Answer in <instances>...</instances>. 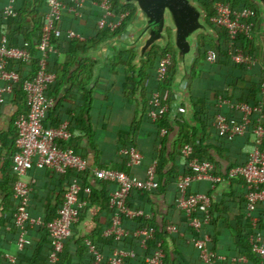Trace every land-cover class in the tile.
Segmentation results:
<instances>
[{
  "label": "crops",
  "instance_id": "crops-1",
  "mask_svg": "<svg viewBox=\"0 0 264 264\" xmlns=\"http://www.w3.org/2000/svg\"><path fill=\"white\" fill-rule=\"evenodd\" d=\"M7 2L8 0H0V15L3 14ZM37 2L38 0L34 4L32 0L33 8ZM45 9L46 3L42 5L40 16H29L23 25V31L21 23L17 28H11V39L15 46H24L27 34L33 36L34 27L41 26L46 17ZM84 9L87 19L67 20L65 32L59 37L60 52L63 54L58 66L63 71V75L60 82L55 84L51 91L54 105L49 109L50 113L47 114L45 118L47 121L45 120L44 124L46 127H58L63 116L69 117L72 140L68 143L77 149L88 166V171L84 173H88V183L93 188L92 196L95 195L98 198L97 193L105 189V193H101L98 198L104 208L100 207L97 201H93L92 206L85 211V215L73 230V242L69 247V257L65 263L79 264V240L91 236L95 230L104 227L108 221L105 205L110 195L115 191V185L96 179L89 171L94 168L112 169L125 173L130 172L140 179H145L146 171L144 168H130L125 162L126 159L121 156L122 149L132 142L137 144L138 149L144 155L146 165L155 161L158 162L157 156L159 155L161 158L162 155L158 151L161 150L163 153V157L160 159L161 163L174 159L176 163L174 165L175 172L179 174L178 177L168 180L165 192L141 194L133 199V204L142 207L150 214L153 213L160 224L166 226L169 224L176 225V223L187 220L177 205L175 206V199L178 194L177 182L183 176L187 164L181 156V146L177 143L180 132L185 128V137L189 140L194 138V129H197L195 143L209 153L206 156L214 158L215 169L213 174L222 179L216 186H212L208 181L197 182L192 186L194 191L210 194L212 197L213 219L209 228L214 233L212 237L215 249L223 258L245 257L246 261L240 264H257L254 259L249 258L246 244L253 232L245 208L246 185L240 178L223 179V175L233 164L248 160L253 147V136L248 134L246 137L237 138L235 141L237 145L227 150L210 118L212 111L221 110L229 119H240L242 113L234 105L247 103L258 106L262 103L264 99L261 90V85L264 82V36H259L256 32L253 47L257 62L252 70H248L250 71L248 73L243 72L233 63H229L225 68H220L211 67L204 61L199 67L198 75L195 76L198 55L184 87L190 90L192 94L196 124L199 127L189 123L184 113L179 115L174 124L168 120L169 127H161L159 124H153L155 122L149 119L148 104L143 98L146 89L155 90L150 69L145 70L146 78L144 81L141 78L144 66L138 78L135 74L136 81L142 82L136 92V84L127 78L129 68L126 64L122 62L118 64L117 62L116 66L109 68V62L120 53L110 59L107 66L101 70L96 81H94L96 61L90 80L88 72L81 69L87 60H93L92 58H84V54L93 48V37L98 34L97 17L100 10L93 1L89 2ZM216 31L219 35L218 41L211 37L207 38L220 43L221 36L218 30ZM246 41L248 42V40ZM30 46L33 47V45ZM228 48H230L229 40ZM32 71V67H28L24 70V75L31 74ZM175 75L176 70L174 77ZM173 81L171 84H167L168 86L162 87L166 96L173 93ZM0 86H2L1 81ZM234 87L242 90L234 92ZM242 94L248 99L247 102L238 100L242 98ZM55 108H57V112L54 110ZM29 112L30 105L24 94L11 93L5 95L3 110L0 112V158L3 159L0 165V253L3 264H6L3 256L7 253L16 256L23 253L28 260L37 256L39 258L45 257L49 245L47 233L37 228L32 230L29 245L25 247L24 251H20L18 248L19 234L14 226L16 202L13 199V191L20 177L9 161L17 151L16 122L22 115ZM145 113L150 121L147 120ZM207 114H209L210 123L205 118ZM259 118L260 116L256 115L255 121ZM138 122H140L139 125H137ZM89 127L93 131V145L87 134ZM163 131H166V134ZM76 174L72 170L64 177L54 171L34 169L28 175L21 177L20 179L25 182L30 179L37 181L36 192L29 206L30 214L32 216L42 215L46 219L56 217L68 190V180L73 177L76 178ZM179 249L180 251L171 249L169 264H202L200 262L201 253L196 247L186 244L181 245ZM65 254L66 251L61 258L63 264H65Z\"/></svg>",
  "mask_w": 264,
  "mask_h": 264
},
{
  "label": "built area",
  "instance_id": "built-area-1",
  "mask_svg": "<svg viewBox=\"0 0 264 264\" xmlns=\"http://www.w3.org/2000/svg\"><path fill=\"white\" fill-rule=\"evenodd\" d=\"M22 0H8L0 17L2 30L0 34V112L3 110L5 95L14 93L17 86L21 87L28 95L30 112L22 115L16 122L17 127V151L11 158V163L17 175L21 178L28 175L34 169L50 170L60 176L67 175L74 170L77 174L88 171V166L83 157L74 146H67L72 140L70 131L71 122L65 119L58 127H46L44 124L49 109L54 105L50 97V90L55 86L58 76L50 69L52 55L56 52L52 46L53 35L56 33V24L60 22L64 13L82 18L84 7L89 0H47V13L41 29V38L38 52L36 53L37 71L31 78L22 79L19 72L11 69V65L27 63L32 60V55L25 48L9 47L6 37L5 22L18 13V5ZM114 0H104L101 8L102 14L98 21L101 31L112 33L127 26L133 18L131 11H125L116 15L113 11ZM212 3L213 14L208 16V23L213 27L222 28L227 32L230 41V56L234 63L252 70L256 64V58L250 56L243 48L237 46L241 35L246 40L253 42L257 29V21L254 20V13L250 9H236L230 3L223 0H206ZM134 17V16H133ZM126 26V27H127ZM209 62H216V54L210 52ZM174 58L172 55L163 57L156 71V82L158 88L155 90L146 89L143 98L146 99L149 112L148 116L153 122L169 117L172 111L171 99L163 92V86L167 85ZM264 95V82L261 85ZM241 111L240 119H229L225 114L218 113L215 119V128L221 136L225 137L229 145L239 137L253 136V147L249 153L248 163L245 166L233 168L229 172V178L241 177L244 179L247 188L246 211L254 233L250 239L253 251L260 256L264 264V228L263 220L257 214L259 207L264 208V99L258 106L247 103L234 105ZM233 106V107H234ZM260 118L255 121V116ZM166 134V131H163ZM65 143L66 146L62 144ZM182 157L188 163L191 173L183 175L177 183L178 194L176 205L189 221V225L197 233L204 232L212 220L213 202L205 193H190V188L196 182L208 181L214 186L221 182L216 177L214 166L210 162L202 161L194 157V147L186 145L182 149ZM121 156L126 159L128 165L133 168L143 167L145 157L134 146L124 147ZM3 159L0 158V165ZM158 162H153L146 171L145 179L129 175L125 172L94 168L90 170L96 179L117 185L118 189L112 194L111 207L107 227L103 231L104 238L114 239L116 246L112 247V253L108 259L109 264H125L137 257L135 250L124 249L118 246L126 238H137L141 248L147 249L150 241H158L147 264H164L166 252L164 242L157 240L154 228H145L138 231H130L124 227V219L146 218L151 219L152 215L143 209H133L129 206L128 199L132 191L152 192L159 188L157 181ZM16 182L13 199L16 202L14 226L17 230L18 248L24 251L30 243V236L33 229L45 227L49 233L50 247L46 264H60L66 246L72 237L73 230L85 215L90 207L88 199L92 198V189L81 185L77 178L68 180V190L64 202L60 205L56 217L46 220L42 215L32 216L29 206L33 195L36 192L37 181L30 179ZM84 192L87 200L80 198ZM169 235H185L175 224H169L166 228ZM193 245L199 249L201 260L204 264H216V262H227L226 258L219 256L212 249L213 237L210 233H204L202 237L192 240ZM90 253L95 257V264H104L105 256L91 242H88ZM6 264H18L16 255L7 253L3 256ZM246 258L239 260L232 259V262H245Z\"/></svg>",
  "mask_w": 264,
  "mask_h": 264
},
{
  "label": "trees",
  "instance_id": "trees-1",
  "mask_svg": "<svg viewBox=\"0 0 264 264\" xmlns=\"http://www.w3.org/2000/svg\"><path fill=\"white\" fill-rule=\"evenodd\" d=\"M46 1L47 0H38V2L36 3L37 5L33 8L32 0H22L19 3V5H18V13H17V15L15 17L9 18L5 22V27H6V32H7L6 37L8 39L9 47H14V48H22L23 47V48H27V50L32 55V60L30 62L22 63V64H14L13 63L11 65L12 66L11 69H14L17 72H19V74L21 75L23 80L33 77L35 75L36 71H37L36 53L38 52V48H39V43H40V38H41V29H42L43 23L41 24V26L37 25L36 27H34V29H33L34 31H33V36L32 37H31V35L27 34V36H26V44H24V46H15L13 44V40L11 39L10 30H11L12 27H16L17 28L18 25L21 23V26H22L21 29L23 31L24 30L23 29V25L25 24V22L27 21L29 16L34 17V16H40L41 15V13H42L41 12L42 11V5L44 3H46ZM91 1L95 2L97 4V6H99L100 10H99V14H98V17H97V22H98L100 17H101V14H102L101 5H102L104 0H89V2H91ZM196 1L199 2V3H202L208 9L209 16L211 17V15L213 14L212 3H210L209 1H206V0H196ZM223 1H226V2L230 3L236 9H244L245 8V9L252 10L253 13H254V20L255 21L258 20L259 17H260V12H259L258 7L250 0H223ZM23 3H24V5H23ZM22 5H23V7H22ZM112 6H113V11H114V13L116 15L129 10V11L132 12L131 18H133V16L136 13V8L134 6L122 7L120 5V0H114L113 3H112ZM45 12L47 13V6H46V9H45ZM0 17H2V14L0 15ZM72 19H74V20L75 19L76 20L87 19L85 9H84V15H83L82 18H78L76 16L64 13L62 18H61V20H60V22H57V24H56V33L53 35V39H52V46L54 47L56 52L52 55L51 61H50V69L52 71H54L57 74V76H58V80H57L56 84H58L60 82L61 77L63 75L62 74L63 71L60 70L59 69L60 67L58 66V63L61 60L62 54H63V52H60L61 51V47H60V39H59V37H60L61 34H63L65 32V26H66L65 22L67 20H72ZM1 26L2 25H0V34H1V30H2ZM126 26H127V23L125 24V26L123 28H121L119 31L114 32V33L110 32L108 30L101 31L99 29V26H98V28H97L98 29V31H97L98 34L95 37H93V43H92L93 47L98 46L100 43H102L107 38H111V37H114V36L122 33L126 29ZM214 28L216 30H218V32L220 33L221 42L220 43H216L214 40H212L210 38H207L205 36H201L200 37V39H199L200 53H199V57H198V60H197V63H196L195 76L198 75L199 67H201V65H202V63L204 61H206L208 64H210L211 67L212 66H216V67H220V68H225V67L228 66L229 63H233L235 66L240 68L243 72H246V73L250 72L245 67L237 65L236 63H234L232 61L231 56H230V48H228L227 32L224 29H222V28H218V27H215V26H214ZM18 30H19V28H18ZM34 41H35V43H34ZM29 45H33V47L31 48V46L29 47ZM237 46L243 48L250 56L256 57L255 53H254L253 42H249V41L247 42L243 35H241L239 37V39L237 41ZM211 51L216 54V62L215 63L209 62L208 55H209V53ZM168 55H172L173 58H174V66L172 68V71H171V74H170V77H169V80H168V83H167L169 85L173 81V77H174L175 70H176L175 69L176 53H175V49H174V47L172 45H170L167 50H163V49H161L159 47L154 48L152 53H151V55L149 56V61L145 62V64H144V70H143V72L141 74V78L144 81V79L146 78L145 77L146 76L145 70L150 69L152 71V78L154 80L155 89L158 88L157 82L155 80L156 79V71H157V68H158V63L163 57L168 56ZM136 56H137L136 51L120 53L119 55L115 56L109 62V64H110L109 68L116 66L115 64L117 62H118V64H120L122 62V63L127 65V67L129 68L127 78H128L129 81H132V82H134L136 84L135 92L138 90L139 86L142 85L141 84L142 82L138 83L136 81V77H135L136 68L133 67V62H134ZM94 65H95V61L87 60L84 63V65L81 67V69L83 71L88 72V75L90 77L89 80L93 76V67H94ZM28 67H32L33 71H32L31 74H25L24 75V70L26 68H28ZM200 74H202L201 71H200ZM168 85H164L163 87H166ZM241 90H242L241 88L239 89L237 87L236 88L234 87V92H240ZM51 91L52 90H50V92H49L50 97H51ZM14 93L24 94L26 96L27 101H28V95H27V93L25 91L22 90L21 87L17 86L15 88V90H14ZM169 97L171 99H175V96H174L173 93H171V95H169ZM238 100H240L242 102H247L248 101V99L245 98V96L243 94H242V98H239ZM198 107H199V105H198ZM145 109H146V105H145ZM54 110L57 112V108H55ZM212 112L213 113L211 115L210 121H211V123L213 124V127H214V122H215V119H216V115L218 113H220V112L223 113V114H225V113H224V111H221V110H214ZM49 113H50V111H48L47 114L49 115ZM145 115H146L147 120L150 121L149 120L150 118L148 119L146 113H145ZM208 115L209 114H207L205 116V118L209 122ZM46 117H47V115H46ZM65 119H69V117L67 115H65V117L63 116V120L60 123H62ZM139 123L140 122H138L137 125H139ZM153 124H159L161 127L162 126L169 127L168 117H166L163 120L157 121V122H155ZM211 127H212V125H211ZM197 132H198L197 129H194V138L189 140V139H186V137H185L186 136L185 128L182 129V131L179 134V138H178V142H177L178 145L181 146L180 147L181 148V156H183L182 155V149L186 145H192L194 147V157L195 158H198V159H200L202 161L210 162L214 166V164H215V162L213 160L214 158L213 157L210 158V157L206 156L209 153H207L206 150L202 149L201 147H199V145H197L195 143ZM87 134H88V137L90 138V140L92 142L94 136H93V131H92V129L90 127L87 130ZM218 134H219V137L221 138V140L226 145L227 150L228 149H232V147L237 145L235 142H234V145H229L227 143L226 138L221 136L219 132H218ZM16 141H17V134H16ZM91 144L93 145V142ZM62 145L66 146L65 143H63ZM130 145L134 146V147H136L138 149L137 144L135 142H132L131 144H129L127 146H130ZM67 146H72V145H70V143H68ZM158 152L160 153V155L162 154L161 155V158H162L163 157L162 151L160 150ZM157 158H158V162H159L158 163V168H157V181L159 182V188L157 190H155V191H152V192L135 191V190L132 191L131 194H130V197L128 199V202H129V206L131 208H133V209H138V208L139 209H143L142 207L136 206L135 204H133V199H135L136 197H138V196H140L141 194H144V193L159 194V193L165 192L166 187L168 185V180L172 179L174 177H178V175H179L178 173L175 172V166L174 165H176V163H175L174 159H172V161H165L164 163H161V161H160L161 158H160L159 155L157 156ZM248 161L249 160H245L243 163L233 164L225 172L226 174L223 175V179L231 180V178H229L230 170L233 169V168L240 167V166H245V165H247ZM11 162L12 161L10 159L9 163L12 165ZM125 162L128 165L127 161H125ZM189 162H190V160L188 161V163ZM188 163L186 164V168L184 170L183 175H187V174L191 173V169L189 168ZM171 164H172V166H171ZM150 165L151 164L146 165V162H145L143 167H141V168H144L145 171H147V169L150 167ZM130 168H132V167H130ZM127 174L135 176V174L130 173V172L127 173ZM72 175H73V173H72ZM76 176L80 180L81 185L91 188L92 189V193H93V188H92L91 184L88 183V177H87L88 173L76 174ZM237 178H240L241 180L243 179L241 177H237ZM221 181H222V179H221ZM243 181H244V179H243ZM196 183H194L193 185H195ZM198 183H200V182H198ZM244 183H245V181H244ZM109 184H111V183H109ZM111 185H115V184H111ZM211 185L214 186L213 184H211ZM245 185H246V183H245ZM101 186H104V185L101 184ZM117 187L118 186L115 185V191L118 189ZM103 192L105 193V189H103V191L97 193V197L99 198L101 196V193H103ZM113 193H114V191H113ZM190 193H200V192L194 191L192 189V187H191L190 188ZM81 194H82L81 195L82 200H87L86 194L84 192H82ZM112 194L110 195V197H109V199L107 201V204L105 205V210L107 211L108 216H109V209L111 207ZM207 195L210 196V194H207ZM98 198H96V196L94 195V196H92L91 199H88L89 202H90V207L92 206L93 201H97L98 204L100 205V207L104 208V206L99 202ZM210 198L212 199L211 196H210ZM175 206H176V199H175ZM144 211L146 213H148L145 209H144ZM148 214H150V213H148ZM257 214L262 218V220H263L262 228H264V208L259 207ZM151 215H152L151 219H146V218L127 219V218H125L124 219V227L127 230H130V231H133V232L141 230V229H145V228H154L155 231H156L157 240H160V241L164 242V249H165V252H166V258L164 260V264H169L170 263V261H171L170 260V255H171L170 252H171L172 248H174V250L180 251L179 248L181 247V245L190 244V245L194 246L193 243H192V240L194 238L202 237L204 235V233H210L212 236L214 234L212 229L209 228V226L205 228L204 232L197 233L193 228L190 227L188 220H183L180 223H176V225L180 229V232L183 233L185 236L183 238L180 237V235L172 236V235H169L167 233V231H166L167 226L165 224H162V223L160 224V222L158 221L157 217L155 215H153V213H151ZM50 219H46V220H50ZM247 219H248V217H247ZM213 222H214V220H213ZM249 223H250V221H249ZM250 225H251V223H250ZM106 227H107V224L104 227H101V228L95 230L91 234V236H86V237H83V238H81L79 240V242H78V260H79L78 262H79V264H95V262H96L95 257L89 251L88 242H91L97 249L102 251V253L104 254V256L106 258L104 264H109L108 259H109L110 255L112 253L111 247L116 246V243L114 242L115 240L112 239V238H104L103 237V231L105 230ZM251 227H252V225H251ZM39 229L42 230V232L43 231L46 232L48 237H49V233H48L47 228L40 227ZM252 230H253V228H252ZM253 233H254V230L251 233V235L249 236V238L247 239V243H246L247 244L248 256H249L250 259H254V261L257 264H262V262H261L262 260H261L260 256H258L253 251V247L251 245L250 239H251ZM98 235H99V237H98ZM31 239H32V237H31ZM138 241L139 240L137 238H134V237L126 238L125 240L121 241V243H120V247L121 248L135 250L137 252V257L135 259H133V260L127 261L125 264H147L146 263L147 259L151 256V254L153 253V251H154V249H155V247L157 246V243H158V241H150L148 243L147 249H143V248H141V246H140ZM72 242H73V235L70 238V241L67 244L66 249H65L66 254H65L64 263H65V261L68 260V257H69L68 256V253H69L68 250H69V247H70ZM214 245H215V243H212L213 251H215L219 256H221V254L215 249ZM49 247H50V241H49L47 252H45V255H44L45 257H42V258H39V256H37V257H35L32 260H28V259H26V255L25 254H23V253L18 254L17 255L18 264H25V263H27V264H46L47 263V258H48ZM107 250H109V251H107ZM1 256H2V254L0 253V264H3ZM233 258H236V259L239 260L242 257H228V258H226L227 262H219L218 261V262H216V264H240V263H243V262H232ZM62 262L60 264H63ZM200 262L202 264H204L202 262V260H200ZM65 264H71V263L66 262Z\"/></svg>",
  "mask_w": 264,
  "mask_h": 264
},
{
  "label": "water",
  "instance_id": "water-1",
  "mask_svg": "<svg viewBox=\"0 0 264 264\" xmlns=\"http://www.w3.org/2000/svg\"><path fill=\"white\" fill-rule=\"evenodd\" d=\"M33 1L35 4L37 0ZM250 1L259 9L256 29L259 36H264V0ZM120 5L136 8L129 25L122 33L105 39L84 54V58L96 61L94 81L113 56L131 51L137 53L133 66L137 68L138 78L154 48L167 50L172 45L176 53V75L172 85L176 99L172 102L168 120L174 124L179 115L184 113L189 123L199 127L192 94L184 84L199 55L200 37L219 40L216 29L208 23V9L196 0H120Z\"/></svg>",
  "mask_w": 264,
  "mask_h": 264
},
{
  "label": "bare ground",
  "instance_id": "bare-ground-1",
  "mask_svg": "<svg viewBox=\"0 0 264 264\" xmlns=\"http://www.w3.org/2000/svg\"><path fill=\"white\" fill-rule=\"evenodd\" d=\"M212 26V25H211ZM213 27V26H212Z\"/></svg>",
  "mask_w": 264,
  "mask_h": 264
}]
</instances>
